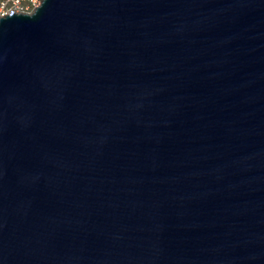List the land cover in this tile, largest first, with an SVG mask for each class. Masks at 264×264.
<instances>
[{"label":"water","instance_id":"water-1","mask_svg":"<svg viewBox=\"0 0 264 264\" xmlns=\"http://www.w3.org/2000/svg\"><path fill=\"white\" fill-rule=\"evenodd\" d=\"M39 6L0 17V264H264V0Z\"/></svg>","mask_w":264,"mask_h":264},{"label":"built area","instance_id":"built-area-1","mask_svg":"<svg viewBox=\"0 0 264 264\" xmlns=\"http://www.w3.org/2000/svg\"><path fill=\"white\" fill-rule=\"evenodd\" d=\"M42 0H0V17L14 13H31Z\"/></svg>","mask_w":264,"mask_h":264},{"label":"clouds","instance_id":"clouds-1","mask_svg":"<svg viewBox=\"0 0 264 264\" xmlns=\"http://www.w3.org/2000/svg\"><path fill=\"white\" fill-rule=\"evenodd\" d=\"M45 3H46V0H44V2L39 6V8L37 9V11H36L33 15H31V16H26V17H28V18H32V17H34L35 15H37L38 12H39V10L44 6ZM9 18H10V17H9Z\"/></svg>","mask_w":264,"mask_h":264}]
</instances>
